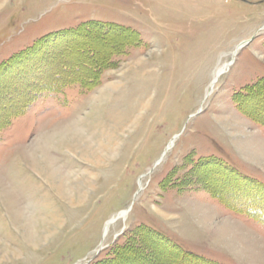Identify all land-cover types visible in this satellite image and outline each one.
<instances>
[{
  "label": "rangeland",
  "instance_id": "374dc122",
  "mask_svg": "<svg viewBox=\"0 0 264 264\" xmlns=\"http://www.w3.org/2000/svg\"><path fill=\"white\" fill-rule=\"evenodd\" d=\"M263 81L264 0H0V264H264ZM98 107L100 160L60 143ZM47 139L85 193L32 248L3 197L39 215Z\"/></svg>",
  "mask_w": 264,
  "mask_h": 264
},
{
  "label": "bare ground",
  "instance_id": "6f19581e",
  "mask_svg": "<svg viewBox=\"0 0 264 264\" xmlns=\"http://www.w3.org/2000/svg\"><path fill=\"white\" fill-rule=\"evenodd\" d=\"M99 111H101L100 107H98V111L94 114L96 116L93 118L91 117L92 120L91 122H88L87 126L76 127L79 129L77 132L71 131L69 128L68 131H66L69 137L65 135V137L61 138L62 141L60 143H63L62 145L65 144L68 148L78 149L79 151L84 152L85 155H97V160L104 157L102 154L98 155V151L105 152L109 149L110 151L113 150L115 142H112V140H117L118 137H116V135L120 132H124L127 128L132 126L133 121H121L120 119L114 121L112 118H107L110 122L107 123L106 119H102L101 112ZM81 132L83 133L82 136L80 134ZM53 146L54 145L49 139L42 140L38 144V150L40 153L38 161L41 165L38 168V171L36 170V173L40 175L42 181L45 183V192L42 195V200L41 198L37 199L38 202H40L39 205L43 206V208H39V215L36 213L29 217H25L23 216V212L19 211L18 208H15L14 211L11 209V206L16 207L17 203L13 196H11V192H6L3 197V202L5 201L7 210L9 209L10 212L11 226L13 228H22L23 233H21V241L26 246L32 248H35L34 246H38L40 242L46 239L49 235H52L56 228H60L61 224H59V222L63 218V210L60 212L57 211L60 207L56 204L57 199H61L62 201L60 202H66L65 204L71 206V203L79 197L78 195L82 198L84 196L83 193H85L83 191V184L80 183V185H78L79 183H76L75 185L67 176L63 175L64 168L62 169L55 164L56 162H54L53 159L54 157L59 156L60 152L59 149L56 150L55 147L53 149ZM259 154L261 153L259 152ZM59 174L62 178L61 184L56 183V178H60ZM64 181L67 183L66 186L63 185L65 184ZM52 191L55 192L54 195L50 194Z\"/></svg>",
  "mask_w": 264,
  "mask_h": 264
},
{
  "label": "trees",
  "instance_id": "16d2710c",
  "mask_svg": "<svg viewBox=\"0 0 264 264\" xmlns=\"http://www.w3.org/2000/svg\"><path fill=\"white\" fill-rule=\"evenodd\" d=\"M84 28H86V30H89L88 29V24H85V26H83ZM103 32L105 33V34H108L109 33V31H108V29H103ZM87 33V32H86ZM88 34V33H87ZM88 35H90V34H88ZM83 57H91V54H87V52L86 53H84L83 55H82ZM61 70H64L63 68L61 69ZM71 76L70 77H72L71 79H73L74 81H75V76H76V74L78 75V73H76L75 71H71ZM79 79V78H78ZM73 80H71V81H73ZM261 84H263L264 85V81L261 83ZM257 85H259L258 83H256V84H254L253 85V87L255 86V87H257ZM50 88H54V87H49L48 85H45V90H49ZM55 89V88H54ZM27 92H25L24 94H26ZM29 94V93H28ZM27 95V94H26ZM245 95H248L249 96V93L247 92V93H245L244 94V96ZM29 96V95H28ZM27 98V97H26ZM26 98H21V96L19 97V102H18V104L14 107V109H10V110H3L2 111V115L3 116H0V128H2V127H4L6 124H7V122L6 121H8V120H10L13 116H16L17 114H19L22 110H23V108H24V106H25V103H26V101H25V99ZM6 120V121H5ZM226 205V204H225ZM232 210H237V207H234V206H232V205H228ZM243 210V211H242ZM241 210V212L243 213V212H245V213H248V211H245V209H242ZM264 211V210H263ZM250 212V211H249ZM260 218V220H264V216H260L259 217ZM151 233V235L153 236V237H155L158 241L162 238V236H160V234L158 233V232H156V231H151L150 232ZM168 246H169V249H172V250H175L178 246L177 245H174V244H168ZM176 250H179L178 252H179V254H181V256H183V255H188V254H191L190 252H188V251H184V250H181V249H179V247L176 249ZM191 255H188V257L190 258V259H197V260H199L198 262L199 263H196V264H214L213 262H211V261H205V260H203V258L202 257H200V256H198V255H192L193 257H190ZM202 258V259H201ZM201 262V263H200ZM189 264V262L186 260V262L184 261V264ZM192 264H193V262H192Z\"/></svg>",
  "mask_w": 264,
  "mask_h": 264
}]
</instances>
